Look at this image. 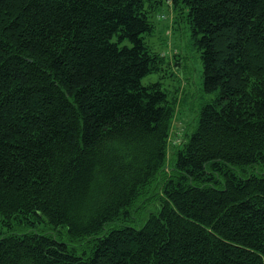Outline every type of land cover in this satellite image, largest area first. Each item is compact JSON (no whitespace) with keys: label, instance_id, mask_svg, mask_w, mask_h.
I'll list each match as a JSON object with an SVG mask.
<instances>
[{"label":"trees","instance_id":"1","mask_svg":"<svg viewBox=\"0 0 264 264\" xmlns=\"http://www.w3.org/2000/svg\"><path fill=\"white\" fill-rule=\"evenodd\" d=\"M164 4L213 94L171 160ZM0 264H264V0H0Z\"/></svg>","mask_w":264,"mask_h":264},{"label":"rangeland","instance_id":"2","mask_svg":"<svg viewBox=\"0 0 264 264\" xmlns=\"http://www.w3.org/2000/svg\"><path fill=\"white\" fill-rule=\"evenodd\" d=\"M159 8L162 17L161 19L153 17L155 31L147 35L146 40L155 50L167 54V62L163 64L162 69L150 73L142 81L145 84L160 81L170 96L176 94L177 100L179 96H183L184 103L178 102L171 126L168 150V159L171 160L175 146L182 141L185 131H191L196 127L201 106L211 100L213 94L206 93L203 89L202 60L188 24L181 22L175 31L172 27L175 16L172 6L164 4ZM127 43L130 44L128 41ZM175 53L179 54L178 64L175 63ZM178 89L179 91L175 92Z\"/></svg>","mask_w":264,"mask_h":264}]
</instances>
